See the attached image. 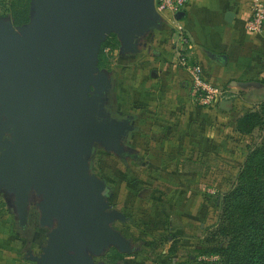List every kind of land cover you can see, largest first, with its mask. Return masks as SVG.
Segmentation results:
<instances>
[{
    "label": "water",
    "instance_id": "obj_1",
    "mask_svg": "<svg viewBox=\"0 0 264 264\" xmlns=\"http://www.w3.org/2000/svg\"><path fill=\"white\" fill-rule=\"evenodd\" d=\"M162 21L155 0H34L27 24L16 29L0 19V107L19 121L17 131L25 126L28 140L39 138L41 148L38 154L21 143L19 132L17 144L4 140L0 114V181L19 177L23 208L30 184L24 160L41 174L34 184L43 196L40 223L52 228L36 264H95L89 252L129 250L130 239L113 226L126 216L112 206L106 181L89 162L94 143L120 151L132 128L98 105L112 85L99 55L110 34L121 52L133 51Z\"/></svg>",
    "mask_w": 264,
    "mask_h": 264
},
{
    "label": "crops",
    "instance_id": "obj_2",
    "mask_svg": "<svg viewBox=\"0 0 264 264\" xmlns=\"http://www.w3.org/2000/svg\"><path fill=\"white\" fill-rule=\"evenodd\" d=\"M253 1L190 0L182 10L179 24L192 43L190 61L203 67L211 84L225 89L215 108L199 107L191 99L187 72L173 53L174 22L169 15L148 33L146 47L140 45L130 57L120 52L115 70L103 68L111 73L115 102L132 115V136L128 160L114 153L121 165L113 166V183L106 174L101 177L130 191L124 202L131 200V209L146 204L139 218L148 237L170 229L167 221L178 216L183 228L178 225L173 233L190 240V230L203 225L218 208L209 192L217 186L204 180L207 170L218 157L227 156L224 152L230 153L225 129L232 126L236 132V120L264 101V31L256 34L246 27ZM102 152L108 157L112 153L104 148ZM118 187L113 202L117 206ZM150 190L149 199L139 194ZM5 221H0V264H23L13 234L3 227H9Z\"/></svg>",
    "mask_w": 264,
    "mask_h": 264
},
{
    "label": "rangeland",
    "instance_id": "obj_3",
    "mask_svg": "<svg viewBox=\"0 0 264 264\" xmlns=\"http://www.w3.org/2000/svg\"><path fill=\"white\" fill-rule=\"evenodd\" d=\"M24 6H28L27 20L20 24H15L12 20V16L16 11L22 10ZM33 11L34 0H0V19L3 18L6 20H12L16 29H18L19 26L27 24L31 20ZM106 40L104 42H106ZM141 42L142 39L138 44V49L140 48L139 46ZM106 45H113V47H111L109 51L107 50L108 47L104 50V52L100 51V56H104V58L106 57L107 62H104L103 65L99 64V66L102 69L108 67L109 69L111 68L115 70L121 52V45L120 41L117 38V35H111V41H107ZM107 51L109 54V58L108 55H106ZM263 104L264 101H261L259 104L251 106L246 112L261 111V107ZM225 132V135H229L230 137L228 140V148L230 153L224 152L225 154H227V156H220L216 160L215 164L211 163L209 169H205L207 170V176H204V180L208 179L209 181H213V183H215V185L217 186V190L213 195L214 198L218 201L219 205L216 209V212L213 213V217H211V214L209 219L206 220V222L204 221L203 225H198L193 231L190 230V240L177 238V236H175V232L173 233L178 225H181V227L183 228L182 223L179 222L180 218L178 216L175 217L176 219L173 222L167 221V223L171 225L170 229L166 231L164 230V232L163 230H161L160 232H158L160 234L157 236H147L144 228H142L144 224L142 225V222H140L143 219L139 218L140 211L147 210L146 204L144 203L142 206H139L137 204L138 202L136 198L135 203L137 206H139V208L131 209V200H128L127 203L124 202V200L126 201L127 197L130 196V191H128L127 193L126 191H121L119 183H114V185L111 184L113 183L114 175L113 166L116 164L115 169H120V166L118 165H121L114 157L115 151H112L111 155L108 157L104 152H102L103 147L99 143H94L92 152L89 155L90 165L94 169H91V171H94V173H96L99 177L101 176V174H106V178H108V180L111 182L109 183V185L111 186V188H113L112 202L114 203L115 188L119 185V191L117 190L116 194L117 197L121 199L120 202H118V206L120 208L116 204L115 205L117 206V208L121 209V211L124 212L126 216L125 221L129 220V217L131 220L126 223L118 222L116 223V226L124 233L129 234L134 239L145 240L149 243L147 247L136 252L135 255H132V257L126 255L124 256V259L133 261L134 264H222V259L224 258H222L221 249L223 247H228V249L230 248L229 243L232 240V232L239 226L241 222V216L239 215V213L241 212L240 210H232V220L230 219V221H228L227 216H225L226 211L224 209V206L222 205V201L224 196L228 192H231L238 183L239 173L242 169L241 160H243L249 150L253 149L261 143L263 135L262 130H260L258 127L251 132H243L239 131L238 129L236 132H233L231 126L230 128L227 127L225 129ZM142 176L145 175L142 174ZM103 179L106 180L105 178ZM132 187L135 189V194L137 196L138 188L136 184H134V186ZM138 187L140 189V183L138 184ZM139 194H143V196L147 199L152 196L151 190L147 192L140 191ZM154 196L158 197V194L155 193ZM1 197L2 196H0V215L2 216L6 209L5 202ZM244 208H246V206H244ZM165 209L166 208H164V210ZM131 210H133L134 213H131ZM168 215L169 214L167 212V216ZM149 226L150 230H153V232L156 231L154 229L155 223H151ZM11 242L13 244V240H11ZM244 248L245 243H239L238 246L232 247V250L229 251L227 255H235L236 253H239L240 256L244 251ZM106 253L112 254L111 256H114L115 253L119 255L121 254L114 250L112 246L104 251V254ZM97 259L100 258L97 257Z\"/></svg>",
    "mask_w": 264,
    "mask_h": 264
},
{
    "label": "flooded vegetation",
    "instance_id": "obj_4",
    "mask_svg": "<svg viewBox=\"0 0 264 264\" xmlns=\"http://www.w3.org/2000/svg\"><path fill=\"white\" fill-rule=\"evenodd\" d=\"M148 35L149 34H147L146 37L142 39V42L140 44L141 46H145L144 45L145 42L148 43L147 40ZM136 50H138V47L133 51H125L122 53V55L125 57L136 55L137 54V52H135ZM91 95L92 94H90V96ZM99 104H103L104 109L111 118L122 121L126 120L128 124L131 126L132 115L130 113H125L120 110L118 103L115 102V92L113 88L111 87L109 88V90L105 93V95H103L102 102L101 101L98 102V105ZM0 114L3 122L6 123V128L3 129L4 140L7 139L11 144H17L19 141L18 139L16 140L18 134L16 132H19L20 135L18 137L21 138V143L23 142L27 143L31 148L35 150V153L39 154V152H41L40 144L38 142L39 138L28 140L27 136L29 135V131L25 128V126L21 127L17 131L19 121H11L10 115H8L5 110H1V107H0ZM97 119L102 120V117L97 116ZM131 129L127 130V132L122 136L121 139L122 150L118 151V155L123 160H128L130 158L128 154L129 152L128 149L131 143V136H132ZM6 149H7V144L3 146V150ZM24 163L28 170L29 180H30L29 182L30 184H28L27 194H25V198H26L25 207L23 208L21 207V202H20L21 193H19L17 190L19 177L15 174H10L11 176L10 175L8 176L9 182L1 183L0 181V196H2L1 198H3L2 200H4L5 202V209H6L4 211V214L2 216L0 215V221L4 219L6 220L5 222H7V224L9 225V227L5 225L3 227L8 228V230L13 234L14 241L20 251L19 252L20 261L23 264H36L35 258L36 256L41 254L42 247L43 245L46 244L48 238L47 234L51 230L52 226L41 225L40 223L42 214H41V209L38 206V203L42 200L43 196L42 194H39L36 191V189L34 188V184L37 182L38 179L41 178V174L37 172L34 169V167H32V165L28 160H24ZM91 169L94 170L92 167ZM4 177L5 176L2 175L1 179L2 178L5 179ZM106 184L109 187L107 193L109 197L108 199L110 200L112 206L114 208H117V206L112 202L113 188H111L109 183L106 182ZM118 222L126 223L129 222V220L125 222L116 220L114 222L113 226L116 229L120 230L116 226V223ZM55 226H56V221H54V227ZM120 231L131 241L129 250L122 252V250L112 246L114 250L121 253L120 255L115 253L114 256H111L112 254L110 253L104 254L105 250L99 255L89 252L95 264H134L133 261H128L127 259H124L125 258L124 256L127 255L129 257H132V255H135L136 252L140 251L141 249L149 245L148 241L136 240L133 237H131L129 234L124 233L122 230ZM97 257H99L100 259H97Z\"/></svg>",
    "mask_w": 264,
    "mask_h": 264
},
{
    "label": "trees",
    "instance_id": "obj_5",
    "mask_svg": "<svg viewBox=\"0 0 264 264\" xmlns=\"http://www.w3.org/2000/svg\"><path fill=\"white\" fill-rule=\"evenodd\" d=\"M27 16L28 6H24L22 10L14 13L12 20L15 24H20L27 20ZM111 35L115 34H110V39L108 38L102 44V52L107 47L110 49L113 47V45H106L107 41H111ZM106 55L109 58L108 51ZM104 62H107L106 57L99 55V64L103 65ZM236 122L239 131L251 132L258 127L263 135L261 143L249 150L241 160L242 169L238 183L231 192L224 196L222 201L228 221L232 220V210L241 211L239 213L241 222L232 232L230 250L228 247L221 249L222 258H224L222 264H264V104L261 111H248ZM239 243H245L242 254L240 256L239 253L227 255L232 247L238 246Z\"/></svg>",
    "mask_w": 264,
    "mask_h": 264
},
{
    "label": "built area",
    "instance_id": "obj_6",
    "mask_svg": "<svg viewBox=\"0 0 264 264\" xmlns=\"http://www.w3.org/2000/svg\"><path fill=\"white\" fill-rule=\"evenodd\" d=\"M188 1L190 0H155V8L161 16H171L174 22L173 53L177 64L187 72L192 101L199 107L211 109L217 107L223 100L225 89L211 84L203 67L199 63L191 62L189 59V49L192 47V43L177 18V14L184 9ZM246 27L256 34L264 31V0L253 1ZM107 50L109 51L110 48L108 47ZM209 192L214 194L216 191L210 189Z\"/></svg>",
    "mask_w": 264,
    "mask_h": 264
}]
</instances>
